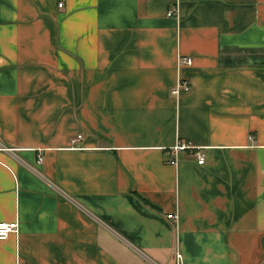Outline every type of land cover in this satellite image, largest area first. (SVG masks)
Returning <instances> with one entry per match:
<instances>
[{"label":"crops","instance_id":"crops-1","mask_svg":"<svg viewBox=\"0 0 264 264\" xmlns=\"http://www.w3.org/2000/svg\"><path fill=\"white\" fill-rule=\"evenodd\" d=\"M0 221V264H264V0H0Z\"/></svg>","mask_w":264,"mask_h":264},{"label":"built area","instance_id":"built-area-1","mask_svg":"<svg viewBox=\"0 0 264 264\" xmlns=\"http://www.w3.org/2000/svg\"><path fill=\"white\" fill-rule=\"evenodd\" d=\"M62 2H58L57 6L60 7ZM166 16L170 17H177V8L174 7L172 9H169L166 12ZM178 62L183 64H189L190 59L188 57H178ZM188 83L186 81L176 80L174 85L170 89V93L175 95L177 92L181 89L188 88ZM80 138V135H77L76 139ZM196 147L193 146L189 141H180L177 140L170 148V152L172 154V158L169 161V163L174 164L176 162V154L183 150H188L189 152L193 153L196 157V163L202 164L203 163V155L198 151H193ZM39 160V158H38ZM173 216L171 214H167L166 218H172ZM18 231V225L16 221L13 222H5L0 221V239L5 238L9 233H17ZM180 255L178 253H175V259L179 260ZM184 264V263H180Z\"/></svg>","mask_w":264,"mask_h":264}]
</instances>
